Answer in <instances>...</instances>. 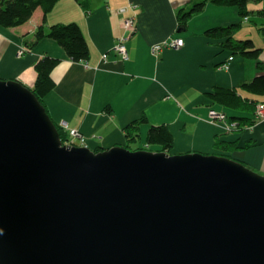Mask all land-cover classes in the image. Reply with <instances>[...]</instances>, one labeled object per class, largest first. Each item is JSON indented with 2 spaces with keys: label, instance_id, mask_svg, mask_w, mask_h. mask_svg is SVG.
<instances>
[{
  "label": "water",
  "instance_id": "obj_1",
  "mask_svg": "<svg viewBox=\"0 0 264 264\" xmlns=\"http://www.w3.org/2000/svg\"><path fill=\"white\" fill-rule=\"evenodd\" d=\"M0 264H264V175L62 145L33 92L0 78Z\"/></svg>",
  "mask_w": 264,
  "mask_h": 264
},
{
  "label": "crops",
  "instance_id": "obj_2",
  "mask_svg": "<svg viewBox=\"0 0 264 264\" xmlns=\"http://www.w3.org/2000/svg\"><path fill=\"white\" fill-rule=\"evenodd\" d=\"M188 1L58 0L47 13L38 7L21 25H0V78L32 87L35 63L44 55L57 58L50 72L54 87L44 96L43 105L54 123L60 126L65 121L69 128L84 134L90 149L126 145L124 127L146 117L147 122L139 125L143 144L151 124H166L174 138L172 153L225 155L264 175V118L255 119V108L250 112L231 110L206 95L215 86H225L264 102V95H253L240 87L258 74L257 60L264 63V33L259 30L264 26V13H257L264 10V0H248L247 7L253 13L246 20L235 6L207 2L188 19L184 29L177 31L176 10ZM125 18L133 19L132 29L124 26ZM250 21L255 27L246 25ZM69 22L80 26L88 42L86 60H70L52 38L38 39L29 48L26 45L35 40L38 25ZM232 23L240 24L234 30L236 38L245 36L262 48L257 60L240 55L230 58L217 40L205 35L209 28ZM176 37L183 38L181 47L152 52L153 45ZM119 38L126 40L125 60L112 51ZM210 108L254 122L230 131L209 116ZM218 140L233 145L219 148Z\"/></svg>",
  "mask_w": 264,
  "mask_h": 264
},
{
  "label": "trees",
  "instance_id": "obj_3",
  "mask_svg": "<svg viewBox=\"0 0 264 264\" xmlns=\"http://www.w3.org/2000/svg\"><path fill=\"white\" fill-rule=\"evenodd\" d=\"M58 0H0V25L4 27H15L25 23L33 14L36 8L40 7L43 13L49 12ZM82 2L83 0H77ZM190 0L176 10L178 20V28L184 29L187 21L195 13L200 12L207 2L219 6H235L238 8L240 17L249 16L253 11L247 7L248 0ZM257 13H264L263 9L257 10ZM240 24H229L226 26H216L205 31V35L209 38L218 41V46L222 51L228 52L230 58L235 55L257 60L262 50L256 47L253 41L249 38L239 39L234 36V30ZM259 30L264 33V26H260ZM35 40L29 44V47L36 40L48 37L56 40L63 48L67 57L73 61L86 60L89 56V46L80 26L75 22L69 23H54L47 27L43 24L37 26L34 32ZM58 59L44 55L34 65L36 70V79L32 87L29 89L43 104L44 96L54 87V82L50 76L52 68L57 64ZM256 67L259 72L250 80L241 84V88L253 95H264V63L257 60ZM207 97L214 103L222 105L231 110L253 111L256 107L258 99H252L248 96H242L238 93L237 88L215 86L212 90L206 92ZM230 120H238L240 125L252 124L254 120L244 116H229ZM142 122H147L146 117L139 118L128 123L124 127L125 136L127 139L126 147L130 148L128 143L136 141L140 138L139 125ZM58 128L61 140H67L66 132H64L58 123H55ZM144 144L146 146L157 145L164 151H170L174 146V138L166 124H151L147 129ZM219 148H230L233 144L216 141ZM130 148V149H137Z\"/></svg>",
  "mask_w": 264,
  "mask_h": 264
},
{
  "label": "built area",
  "instance_id": "obj_4",
  "mask_svg": "<svg viewBox=\"0 0 264 264\" xmlns=\"http://www.w3.org/2000/svg\"><path fill=\"white\" fill-rule=\"evenodd\" d=\"M123 24L126 28H129V29H132L133 28V19L132 18H125L124 21H123ZM175 39L176 40V44L172 43V42H162V43H159V44H155L152 46V52H155V49H158V48H161V47H164V48H179L183 45V40L181 38H170L166 41H170V40H173ZM125 38H119L113 48H112V51L114 52H117V53H120L122 59H127L128 58V50H127V47H126V44H125ZM104 59H107V55L104 54L102 56ZM227 67V66H226ZM264 103V102H263ZM256 115L258 117H261V116H264V104H262L261 102H259L257 105H256ZM209 116L211 118H217L218 120H220L222 123L225 124L226 127L230 128V127H235L236 126V121H233V120H230V118L228 119V116L226 115L225 112L223 111H218V110H209ZM60 125L67 128V132H66V135H67V140L66 142L68 144H76V145H85V140L84 138L81 137L79 131L77 129H74V128H69L67 126V124L64 122V121H61L60 122ZM74 140H78L77 142L78 143H75Z\"/></svg>",
  "mask_w": 264,
  "mask_h": 264
},
{
  "label": "bare ground",
  "instance_id": "obj_5",
  "mask_svg": "<svg viewBox=\"0 0 264 264\" xmlns=\"http://www.w3.org/2000/svg\"><path fill=\"white\" fill-rule=\"evenodd\" d=\"M246 19H248V17H246V18H243L242 20H246ZM182 29V28H181ZM180 30V28H178L177 29V31H179ZM177 38H181L182 40H183V38L182 37H177ZM164 42H167V43H169V42H172V43H174V44H176V40L175 39H173V40H170V41H164ZM183 43H184V41H183ZM159 44V43H158ZM164 49V47H161V48H158V49H155V52H159L160 50H163ZM29 88V87H28ZM259 102H261L262 104H264L263 103V101H259ZM258 102V103H259ZM211 110H215L214 108H210ZM255 110H256V107H255ZM254 116H255V119H257V120H259V119H262V118H264V116H261V117H258L257 115H255L254 114ZM228 119H229V117H228ZM233 121H236V126L235 127H230V128H228V127H226L225 126V128L227 129V130H230V131H234V130H240V129H242V128H246V127H249L251 124H245V125H240V123H239V121L238 120H233ZM65 122V121H64ZM66 123V122H65ZM55 124V123H54ZM67 124V123H66ZM55 127H57L56 125H55ZM59 127H61L62 128V130L64 131V132H67V128H65V127H63V126H59ZM58 129V128H57ZM59 133V132H58ZM79 133H80V135H81V137L82 138H84V140H85V145H83V146H86V136L84 135V134H82L80 131H79ZM71 145H76V144H71ZM82 146V145H81ZM115 146H123V147H125V148H128V147H126L125 145H115ZM151 146V145H150ZM149 146V147H150ZM136 147H138L137 149H129V150H143V149H140L141 147H142V144H140V145H138V146H136ZM102 150H104V149H98V151H102ZM172 150V149H171ZM171 150L170 151H165V153H167V154H174V153H172L171 152ZM157 151H164V150H162L161 149V147H160V149H158Z\"/></svg>",
  "mask_w": 264,
  "mask_h": 264
},
{
  "label": "rangeland",
  "instance_id": "obj_6",
  "mask_svg": "<svg viewBox=\"0 0 264 264\" xmlns=\"http://www.w3.org/2000/svg\"><path fill=\"white\" fill-rule=\"evenodd\" d=\"M197 1H199V0H196L195 2H197ZM250 2H251V0H250ZM246 25H249V26H253V27H255L254 25H253V21H250V22H248ZM243 26H245L244 25V23H243ZM240 37H242V39H244L245 38V36H242V35H240ZM249 37V36H248ZM23 84V83H22ZM24 85V84H23ZM258 104V102L256 103V105ZM43 105V104H42ZM44 106V105H43ZM46 110V109H45ZM255 115H256V110H255V113H254ZM56 129H57V127H56ZM62 129V128H61ZM57 132H59L58 131V129H57ZM59 134V133H58ZM59 137H60V134H59ZM60 140H61V137H60ZM74 142L75 143H78L76 140H74ZM61 143H62V145H70V144H68L65 140H61ZM140 144H142V147L140 148V149H143V150H147V151H152V152H157V150H158V148H155V147H149V146H146V145H144L139 139L138 140H136V141H131V142H129L128 143V145H129V147L130 148H135L136 146H138V145H140ZM153 145V144H152ZM130 148H127V149H130ZM94 152H98V149L97 150H93ZM235 160V159H234ZM246 166V165H245ZM255 171V170H254ZM257 173V172H256Z\"/></svg>",
  "mask_w": 264,
  "mask_h": 264
}]
</instances>
